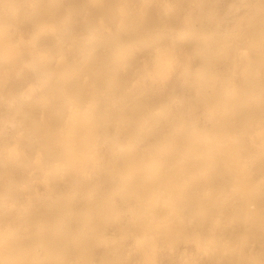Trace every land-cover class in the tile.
I'll return each mask as SVG.
<instances>
[{
	"label": "bare ground",
	"instance_id": "obj_1",
	"mask_svg": "<svg viewBox=\"0 0 264 264\" xmlns=\"http://www.w3.org/2000/svg\"><path fill=\"white\" fill-rule=\"evenodd\" d=\"M199 262L264 264V0H0V264Z\"/></svg>",
	"mask_w": 264,
	"mask_h": 264
},
{
	"label": "rangeland",
	"instance_id": "obj_2",
	"mask_svg": "<svg viewBox=\"0 0 264 264\" xmlns=\"http://www.w3.org/2000/svg\"><path fill=\"white\" fill-rule=\"evenodd\" d=\"M180 248H182V249H184V250H186L187 248H186V245H181V247ZM189 249L190 250H192L193 251V253L195 252V247H194V245L191 243L190 245H189ZM198 264H206V263H203V262H199Z\"/></svg>",
	"mask_w": 264,
	"mask_h": 264
}]
</instances>
